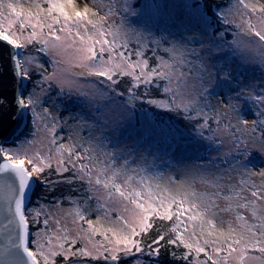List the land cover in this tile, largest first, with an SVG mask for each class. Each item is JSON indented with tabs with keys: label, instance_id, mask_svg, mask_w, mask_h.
<instances>
[{
	"label": "snow or ice",
	"instance_id": "obj_1",
	"mask_svg": "<svg viewBox=\"0 0 264 264\" xmlns=\"http://www.w3.org/2000/svg\"><path fill=\"white\" fill-rule=\"evenodd\" d=\"M169 8L178 10L175 17ZM0 43L8 46L13 76L32 81L35 74L39 88L13 94L18 119L33 126L27 136L8 143L0 117V264H159L163 251L181 247L179 256L168 255L183 264H264V167L252 164L254 155L264 161V81L257 90L238 73L256 67L264 75V3L91 0L90 6L84 0L81 7L78 0H31L25 9L0 0ZM33 45L38 55L20 51ZM53 89L82 106L68 117L76 127L67 136V120L48 106ZM6 102L0 93V109ZM138 103L174 114L184 131L155 123ZM39 132L46 135L38 141ZM125 133L156 137L166 155L216 156L190 177L165 179L145 153L119 147ZM32 184L49 192L67 185L77 196L52 203L74 205L65 215L87 228L70 235L52 204L31 206ZM113 204L119 206L114 221Z\"/></svg>",
	"mask_w": 264,
	"mask_h": 264
},
{
	"label": "rangeland",
	"instance_id": "obj_2",
	"mask_svg": "<svg viewBox=\"0 0 264 264\" xmlns=\"http://www.w3.org/2000/svg\"><path fill=\"white\" fill-rule=\"evenodd\" d=\"M13 2L23 4L25 9H27L29 4L31 3V0H13ZM78 2L80 3V6L83 7L84 0H78ZM87 2L91 6V0H87ZM98 2H100V0H98ZM103 2L106 3L107 0H103ZM161 2L172 4V3H178L179 0H161ZM260 3H264V0H260ZM177 11L178 10L172 9V8H169L167 10L168 13L172 14V17H175L177 15ZM163 20L169 21V16L165 15L163 17ZM253 20H255V17H253ZM176 23L179 24L178 19L176 20ZM209 31L211 32V28L209 29ZM232 31L233 33H235L236 29L234 28ZM233 38L234 37H232V39H227L225 37V39L228 41L233 40ZM196 46L198 47V45ZM22 54L25 56L29 54L38 55L35 51H26V52H22ZM46 67H48L49 72L53 71V68L50 64H46ZM238 73H243L242 79L245 84H247L249 81L255 82L257 89H259L260 82L264 81V75H262L259 68H256V67L240 68L238 69ZM33 90L38 91L39 90L38 86L32 89V91ZM24 92H27V90L24 89ZM48 106L51 107L53 110V113L58 114L62 118V120H67V123L64 124V129L62 133L64 136H67L68 128L71 126L73 129H75L76 127V122L74 120L68 119V117L81 114L82 106H81L80 101L76 100L75 98H69L67 96L58 97L56 92L51 91L48 94ZM60 108H65L68 110V112L64 114H60ZM245 110H248L247 106H245ZM245 114H246V118L251 122V120L254 117L250 113H245ZM140 116H142L141 112H140ZM154 122L157 123L156 121ZM143 125H144V121L141 119L139 124L136 125V130L142 131ZM57 134L59 135L61 133L58 131ZM45 135L46 134L44 132H39L37 133L36 139L39 141L40 138ZM82 135L86 137L88 135L87 130H85L82 133ZM36 147H40V145L37 144ZM119 147L125 148L126 150H135L136 153H141V152L145 153V155H147L148 161L150 163H154L155 165V168L152 169L153 171H158V172L163 173L165 179L171 176V177H174L177 181L192 176L197 171L198 165L205 164L207 163L210 157L216 156V153L214 151L205 152L203 150H201L200 152H186V153H175V154L166 155L163 148L158 146L156 137L149 138V136L144 135L138 138L135 136V133H132L131 138H129L128 133H125L123 136H121ZM41 151L46 152L47 148L43 147L41 148ZM149 152L152 154L148 155ZM256 160L258 163L253 164L256 168L264 167V161H262L258 156L254 155L252 157V161H256ZM219 163L220 161L217 160V164ZM221 167H224V166L221 165ZM253 179H255L257 183H259L258 177H254ZM196 187L198 189H203V185H200V184H197ZM97 195H103V193L101 192V193H98ZM40 203L52 204L51 211L54 217L59 218L61 220V224L67 226L70 229V235H75L79 226H82L83 228H87V224L83 222H77L76 224H74L72 222L74 217L65 215V213L73 207L61 204L59 208H57L54 203H49L43 200L40 201ZM37 204H35L33 207H35ZM111 207L113 208L111 220L114 221L116 219L119 206L113 204L111 205ZM223 218L230 219L232 218V214H224ZM233 225L234 226L236 225V221L234 219H233ZM51 227L53 229L56 228V225L54 222H51ZM217 227L218 228L221 227L219 220H217ZM95 239L101 240L102 237L97 235ZM80 242L83 243V241H80Z\"/></svg>",
	"mask_w": 264,
	"mask_h": 264
},
{
	"label": "trees",
	"instance_id": "obj_3",
	"mask_svg": "<svg viewBox=\"0 0 264 264\" xmlns=\"http://www.w3.org/2000/svg\"><path fill=\"white\" fill-rule=\"evenodd\" d=\"M201 2L203 4H206V5H223L226 2V0H201ZM213 27L216 28V31H221L222 30L221 26L216 25L214 20H213ZM233 29H234L233 27L230 28V32L233 33V31H232ZM225 37L227 39H232L233 35L229 34V35H226ZM133 44H134V42H133ZM36 47H39V45H33L30 49L20 50V51L21 52L34 51V49ZM159 54L163 55L162 52L159 53ZM149 55H151L150 52L146 53V56H149ZM133 58H135V57H133ZM154 63H155L154 60H150V65H152ZM36 79H37V76L34 74L33 78H32V81H27L26 87H25L27 92L28 91H32V89H34L36 87V85H35ZM128 79L129 78H124L125 84H127ZM119 90L122 91L123 87H121ZM52 91L56 92L55 89H53ZM143 92H144V88L141 87L138 90L137 94H140V93H143ZM151 96L153 98H157V99L162 98V96L160 94H158L157 92H155V91L151 92ZM59 106H60V104H59ZM137 109L138 110L142 109L143 111L148 112L150 114V116L152 117V119H154V121L157 122V124H163V125H166V126H169V127L173 128L175 130L184 131V128H185L184 123L172 113H169V112H167V111H165L163 109H156V108H154L151 105H147L146 103H138L137 104ZM67 112H68L67 109L60 108V114H64V113H67ZM245 113H250V112H248V110H245ZM138 116H140V111H138ZM32 128H33V126L29 123L28 119L26 118V122H25V125H24L23 129L19 132V134L13 140H15L17 137H19L21 135L27 136L32 131ZM257 163H258L257 160L256 161H252V164H257ZM53 178H55V177H53ZM73 187H75V186H73ZM33 192H35V195H33ZM33 192H32L31 198L29 200V204L31 206H34L35 204L40 203V201H42V200L46 201V202H49V203H52L54 201V198H59V197H61V195L73 196V197L77 196V193L69 191V187L67 185L60 186L55 192H49V190L47 188H44V187L37 188V185L35 184ZM81 195H83V193H81ZM62 204L74 207V205L68 203L66 200ZM91 204H92V207L95 208V201H92ZM89 218H91V219H93L95 221L96 215L93 214ZM103 224H104L105 228L111 226L110 223L107 222V221H103ZM152 235L154 236L155 232H153ZM145 241L148 242V238L147 237L145 238ZM81 245H82V243L80 241H78L76 247H80ZM171 251H175L176 255L179 256L184 251V249L182 247L178 248V249L170 248V249H168L166 251H163L161 253V256H160L159 264H183L182 261L174 260L171 256L168 255V252H171ZM203 258H204L203 254H201V259H203ZM124 264H130V262L125 261ZM209 264H210V262H209Z\"/></svg>",
	"mask_w": 264,
	"mask_h": 264
},
{
	"label": "water",
	"instance_id": "obj_4",
	"mask_svg": "<svg viewBox=\"0 0 264 264\" xmlns=\"http://www.w3.org/2000/svg\"><path fill=\"white\" fill-rule=\"evenodd\" d=\"M6 45L0 43V93L7 98L3 109H0V117L3 120V129L7 135V142L10 143L23 129L26 118L18 119L19 112L14 111V104L12 103L13 94L24 91L27 81H21L19 77H14L8 63ZM35 184H32L28 192L30 200ZM28 200V202H29Z\"/></svg>",
	"mask_w": 264,
	"mask_h": 264
}]
</instances>
